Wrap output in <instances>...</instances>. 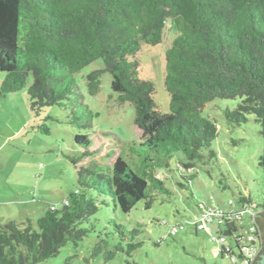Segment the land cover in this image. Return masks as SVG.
I'll return each mask as SVG.
<instances>
[{
	"label": "trees",
	"instance_id": "1",
	"mask_svg": "<svg viewBox=\"0 0 264 264\" xmlns=\"http://www.w3.org/2000/svg\"><path fill=\"white\" fill-rule=\"evenodd\" d=\"M166 27L174 38L165 52L169 113L163 114L153 97L154 83L138 77L136 55L142 43H161ZM96 60L102 68L84 75L87 95H96L102 74L109 73L116 100L134 107L140 135L129 144L132 166L120 156L111 165L91 161L78 166L93 155L97 114L84 102L75 74ZM0 72V97L26 88L36 117L54 106L63 111L67 124L84 131L74 136L77 154L66 155L76 171V187L61 207L45 208L35 224H0V264H40L68 243L78 247L95 232L93 224H83L100 206L113 205L127 214L140 200L149 209L157 194L171 196L159 170L170 169L175 153L186 159L178 162L179 173L215 158L210 145L217 124L202 116L208 102L239 98L223 116L240 126L253 114L264 139V0H0ZM43 119L59 121L50 115ZM33 128L49 133L45 123ZM258 164L264 169V147ZM236 201L240 209L254 204L249 194L239 193ZM256 208L260 255L264 199ZM236 229L230 222L217 232L230 237ZM115 231L120 242L110 246L99 234L92 256L101 252L106 262L117 252L130 254L140 246L133 241L136 229L115 225Z\"/></svg>",
	"mask_w": 264,
	"mask_h": 264
},
{
	"label": "rangeland",
	"instance_id": "2",
	"mask_svg": "<svg viewBox=\"0 0 264 264\" xmlns=\"http://www.w3.org/2000/svg\"><path fill=\"white\" fill-rule=\"evenodd\" d=\"M173 38L166 27L161 43L155 46L142 43L136 55L138 77L154 83L153 97L163 114L169 113V95L164 85L165 52ZM99 68L102 61L96 60L75 74L76 82L86 95L84 102L97 114L92 122L93 155L84 158L78 166L86 167L91 161L111 165L117 156L132 166L129 144L140 135L134 124V107L128 101L116 100L109 73L102 74L98 93L87 95L84 75ZM3 75L0 72V77ZM239 101V98H216L206 104L202 116L213 119L218 128L217 137L210 145L216 157L179 173L176 166L186 159L183 154L175 153L170 159V169L159 170L171 196L157 194L149 209H145L144 200H140L127 214L113 205L100 206L89 222L83 224H93L95 232L88 233L78 247L68 243L55 257L40 264H200L199 260L203 264H229L220 258L209 232H194L193 219L199 204L229 212L232 208L240 209L236 201L239 193L249 194L256 204L264 199V169L258 164L264 147L260 125L253 114L240 126L229 124L223 116L224 109L234 108ZM48 115L59 121L43 119ZM37 123H45L49 133L33 128ZM83 132L67 124L63 111L54 106L44 108L36 117L30 111L26 88L0 97V224L10 220L18 223L31 220L35 224L45 208L61 207L68 193L76 187V171L66 155L77 154L74 136ZM182 175L190 176V181ZM178 224H183L184 228L174 236L169 235L170 227ZM115 225L136 229L133 241L140 246L130 254L117 252L106 262L101 252L92 256L99 234L110 246L120 242ZM212 232H215L214 227ZM122 245L125 250L126 241Z\"/></svg>",
	"mask_w": 264,
	"mask_h": 264
},
{
	"label": "built area",
	"instance_id": "3",
	"mask_svg": "<svg viewBox=\"0 0 264 264\" xmlns=\"http://www.w3.org/2000/svg\"><path fill=\"white\" fill-rule=\"evenodd\" d=\"M232 203L230 201L229 205L231 206ZM257 214L258 208L255 203L245 205L241 209L232 208L229 212L199 204L193 226L195 230H206L210 233L211 239L218 247L219 255L229 264H253L261 250V239L255 225ZM230 222H233L237 228L230 237L217 232L219 229L223 230ZM213 227L215 232H212ZM183 228V224L172 225L169 233L174 235ZM228 238L230 242L227 241Z\"/></svg>",
	"mask_w": 264,
	"mask_h": 264
},
{
	"label": "water",
	"instance_id": "4",
	"mask_svg": "<svg viewBox=\"0 0 264 264\" xmlns=\"http://www.w3.org/2000/svg\"><path fill=\"white\" fill-rule=\"evenodd\" d=\"M259 253H260V252H259ZM258 255H259V254H258ZM258 255L256 256V258H255V260H254V263H255V261H256ZM199 263H200V264H203V261H202V260H199ZM254 263H253V264H254ZM257 264H264V252L261 253V254L259 255V259H258V261H257Z\"/></svg>",
	"mask_w": 264,
	"mask_h": 264
},
{
	"label": "crops",
	"instance_id": "5",
	"mask_svg": "<svg viewBox=\"0 0 264 264\" xmlns=\"http://www.w3.org/2000/svg\"><path fill=\"white\" fill-rule=\"evenodd\" d=\"M0 80H1V77H0ZM195 233H197L195 230H194Z\"/></svg>",
	"mask_w": 264,
	"mask_h": 264
}]
</instances>
